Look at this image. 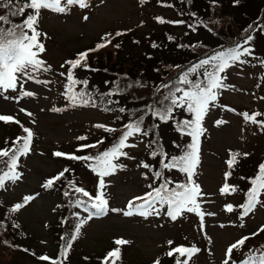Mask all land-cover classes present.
<instances>
[{
	"label": "rangeland",
	"instance_id": "1",
	"mask_svg": "<svg viewBox=\"0 0 264 264\" xmlns=\"http://www.w3.org/2000/svg\"><path fill=\"white\" fill-rule=\"evenodd\" d=\"M151 1L147 0L146 4L140 5L138 0H89L88 8L73 7L67 14L42 10L38 28L46 34L41 37L46 51L41 54V58L50 66L51 70L42 73L37 79H46L50 83L45 85L34 81L25 82L24 89L34 92L35 95L24 97L18 102L0 97V114L13 116L15 120L20 121L23 127H27L33 132L29 154L19 159L17 170L22 173V178L15 184L6 182L5 188L0 189V200L5 204H10L12 208L15 204L23 202L25 196L35 197L23 209L15 213L12 212V216L15 215L18 222L24 225L25 235L17 238L18 229L15 227L9 235L1 236L4 239L11 238L12 244H18L20 247H5L3 240L0 239V264H49L39 259L42 255L50 257V260L55 259L52 251L55 226L53 225L51 229H48L47 226L54 224L56 220L59 222L61 194L63 195V193L60 194L54 188L45 190L42 187L48 177H54L68 168L70 171L66 173L74 175L80 181L79 186L84 187L93 196L96 195L98 177L87 167L88 163H94V161L69 160L66 157H56L53 153L60 151L66 154L87 155L89 152L78 150L79 146L83 143H96L99 141L98 132L105 133L103 129H97L94 125L104 124L111 127L113 124L109 119L110 114H103L99 106H71L63 95L66 77L61 76L60 73L66 72L69 67L65 61L75 59L74 57L77 52L82 51L81 49L85 51L95 48L106 33H116L117 31L124 33L122 35L125 49L123 52H131L137 58L132 56L129 62L140 60L142 56L145 57L144 53L151 51L148 42L141 40V43L136 44L135 42L130 45V38L132 34L134 38L139 37L143 31L150 28V14L156 10ZM218 1L219 3L215 0V4H212V0H193L191 2L205 26L204 28L200 26L201 31L198 35H190L192 32L190 31L189 38L186 39L184 45L192 43L198 38L207 44H216L218 38L227 40L226 37L223 38V34L231 35V37H227L236 40L239 35L242 36L240 38L246 35L244 29H247L249 25H253L254 28L259 25V21L252 24L250 19H242V17L244 14L252 16L255 9L259 10L262 6L260 2L263 0H246L249 1L246 6L243 4L238 8L237 6L242 4V0L233 6L230 4L232 0H227L225 3H222L221 0ZM208 6L216 10L213 12ZM186 12L188 11L184 9V12H181V17L188 20ZM222 13L233 14L235 17L232 23L226 21L225 16H221ZM84 16H88L89 19L85 21ZM191 18L193 22L198 20L192 15ZM215 18H217V22L214 20ZM144 21L146 24L143 25ZM262 25L264 27V20ZM207 26L214 33L207 30ZM227 26L230 27L227 30L224 29ZM251 34L254 37L250 43L252 59H248V56L242 57L248 63L237 64L226 71L233 78V85L239 90L254 88L257 90V104L252 111L255 113L264 108V99H261L264 97V63H262L264 61V33L256 29ZM157 51L158 55L162 56L161 58L169 60V53L163 47ZM93 53L89 54V58ZM119 58L121 59L122 56ZM173 58L176 62L182 60L176 55ZM186 68L187 65L180 69ZM102 70L106 71V69ZM74 74L78 75L80 79L87 80L88 71L85 73L82 69H77ZM18 94V92L5 93L9 96ZM152 95L151 91L149 96ZM243 100L249 105L253 104L250 95L243 99L239 95L227 96V101L230 103H239L240 101L244 103ZM145 101V99H139L135 103V107L145 106ZM20 108H24L26 111L20 112ZM53 108L61 109V111L54 112ZM27 112H31L33 115L28 116ZM243 112L249 113L241 106L234 107L232 117L224 115L220 109H210L204 119L203 126L206 131L202 135V140L207 137L212 138L205 141L209 152H207L203 164V182L198 175L200 171L202 173V165L200 168L197 167L194 179L206 194L204 202L201 204L202 209L205 212L215 213V215L205 217L203 231L200 229L199 218L194 213H185L176 221H172L160 208L159 215L146 217L140 215L126 217L123 215V211H111V209L127 210L126 206L130 200L151 191L148 186L150 180L145 182L139 169L143 157L149 152L146 147L147 137L130 138L128 143H134L137 146L124 149V151L134 159L121 157L114 161L125 167L118 170L115 175L105 178L108 185L106 196L109 201V211L106 215L98 216L99 218L93 217L83 224L78 234V241L73 245L75 250L72 257L75 258L78 251L83 253L86 250H92L95 255H98L104 252L107 247L112 250L116 247L114 240L123 238L130 241L129 244L121 246L123 264H153L157 259L161 264H172V258L166 256L169 251L168 241L171 240L174 242L172 247L196 245L201 249V252L193 257L190 264H222L225 250L231 243L264 226V207L258 206L243 223L244 227H236L232 218L224 210V206L229 204L228 202L233 196L232 194L221 196L218 191L225 182L224 173L229 171L225 163L229 158V150L235 152L253 149L256 154L264 146V138L258 136L259 130L256 127L245 132L240 128L243 123V127L248 125L240 115ZM218 119L225 120L227 123L217 127L215 121ZM156 124L159 125L156 128L157 134H160L162 140L165 143L171 140L174 134L172 129L176 128L170 122L164 123L157 120ZM17 128L18 124L16 123L0 121V137L3 138L9 132H16ZM79 136H85L87 139L79 141L77 139ZM146 160H148V156H146ZM249 160H244L241 166L235 167L228 183H238L240 171L245 169V165H248L247 169H249ZM72 211L78 212L80 219L87 216L83 208L72 207L70 212ZM73 220L75 225L78 220L76 217ZM46 223L48 224L46 225ZM73 246L68 254L71 253ZM233 259L237 261L236 256H233ZM71 260L75 261L76 259ZM117 263L120 264L119 261ZM88 264L95 263L91 260Z\"/></svg>",
	"mask_w": 264,
	"mask_h": 264
},
{
	"label": "snow or ice",
	"instance_id": "2",
	"mask_svg": "<svg viewBox=\"0 0 264 264\" xmlns=\"http://www.w3.org/2000/svg\"><path fill=\"white\" fill-rule=\"evenodd\" d=\"M144 2L145 0H140L141 4ZM212 2L215 3V0H212ZM236 2L238 3L239 0H236ZM187 3L190 4L191 0H187ZM77 6L80 9H86L90 6L89 0H15V3L14 0H0V8L9 10V15H0V24H11L9 16L21 17L27 12L26 18L23 19L22 23L12 24L8 29L0 28V97L5 100H16L18 102L24 97H32L35 95L34 92L24 89L25 82L34 81L45 85L50 83L46 79H37L42 73H47L51 70L50 66L41 58V54L46 51L41 37L46 34L42 33L38 28L39 18L42 10H51L55 13L67 14L73 7ZM190 15L195 16V13H190ZM83 19L86 21L89 17L84 16ZM156 20L160 24L166 22L176 25L185 24L184 20L165 21L161 17H156ZM188 27L192 31L197 30V25H188ZM256 29L264 31V27L260 25L255 26V28L253 25H249L244 30L246 35L241 41L231 46L222 45L219 49L211 53H206L196 63L183 69L173 81L159 85L156 89L157 92L163 89L167 91L163 93L160 99L156 100L153 104L147 105L145 109H142L141 115L137 116L136 110H128L130 120L128 123L123 124L121 134L111 148L99 152L95 156L66 154L60 151L53 153L56 157H66L69 160L94 161V163H88L87 167L98 177L95 196L83 187L76 186V183L71 180L68 181L71 191L66 190L63 192L65 197H70L72 192H75L87 198L86 200L78 198L75 201H70L72 207L83 208L87 216L84 219H80L78 212L73 213L78 220L74 225V232L71 235L61 237L65 241L61 249V255L64 259H67L68 252L73 246V241L77 239L83 224L93 217L106 215L109 211V201L106 196V188L108 185L105 178L115 175L118 170L125 167L114 161L119 160L121 157L134 159V157H129L128 152L124 151V149L137 146L134 143H128L129 139L147 137L150 132L154 133V129L159 127L158 124H154L152 128L143 127L145 115L149 114L153 119H158L164 123L174 120V113L178 109L183 110L189 115V119L178 120L175 125L177 131L191 138L190 143L184 146L181 155L168 157L160 147L159 141L155 139L150 140L146 145L150 149V155L152 157H163L159 161L162 170L175 169L185 175L186 182L173 181L165 177L162 170L155 171L153 172V179L154 181H160L158 186L150 184L151 191L145 193L143 196H137L130 200L126 206L127 210L111 209V211H123V215L126 217L133 215L146 217L149 215H159V208L166 207V215L172 221H176L185 213H194L199 218L200 229L203 231L205 217L215 215V213L205 212L202 209L201 204L204 202L206 194L203 193L201 186L194 179L200 163V137L206 131L203 122L210 108L216 106L219 90L228 87V85L224 84L226 77L222 74L237 64L248 63L242 57L252 55L250 43L254 37L251 33ZM122 35L124 33L120 31H117L114 36L111 33H106L104 37H101L103 42L98 43L95 48L80 52L76 55L75 59L65 61V64L69 67L66 72H62L60 75L66 77L67 84L63 95L71 106H98L91 92L86 91L84 88L79 91L75 90L77 85H84L86 87L88 84L87 80H79L76 78L74 74L75 70L96 71L97 69L91 68L88 64L89 54L111 44L112 40L107 39V37L111 36L112 39H115V37ZM168 39L172 40L173 38L169 36ZM115 47L119 48L120 45L116 44ZM152 47L156 48L158 45L153 43ZM179 47H185V45H179ZM61 67H64V65H61ZM176 67L180 66L177 65ZM128 87H132V85L129 84ZM121 91L122 89L117 88L115 91L100 94V105L103 106V111L126 112L124 107H108V105L117 102L110 98L105 100V97H111ZM8 92H18L19 94L17 96L5 95ZM261 99H264V97H261ZM19 110L20 112L26 111L24 108H20ZM227 110L234 111V109ZM52 111H61V109L53 108ZM27 115L32 116L33 114L27 112ZM240 115L243 117L245 123L257 125L261 131H264V119H258V117L264 116V113L255 112L249 114L248 112H243ZM116 119L120 120L121 117L117 116ZM0 121L20 124V121L15 120L11 115L0 114ZM225 123H227L225 120L218 119L215 121L217 127ZM94 127L103 129L107 133H115L118 131V129L104 124H95ZM23 132L27 135L17 137L16 140L12 141L11 147L0 149V189L5 188L6 182L15 184L22 178V173L17 170L19 167V159L29 154L33 137V132L29 128L23 127ZM77 139L79 141H85L87 137L79 136ZM103 143V139L93 144L83 143L79 146L78 150L95 149ZM177 147L180 146L177 145ZM249 155V153L229 150V158L225 161L229 171L224 173L225 182L218 190L221 196L231 195L239 191L237 186L228 183V179L232 176L235 167L239 164V158H246ZM139 167L150 169L151 165L142 162ZM69 171L68 168H65L58 175L48 179L42 187L45 190L54 188L56 182L60 181L65 176V173ZM144 175L147 177V173ZM241 179H246L250 183V187L244 193L246 197L245 202L239 206H234L230 203L226 204L224 210L228 213H233L236 207H238L240 209L239 219L243 221L258 206L264 207V199H262V196H264V163L259 164L258 172L254 177H241ZM170 185L172 186L170 187ZM34 198L31 195L23 197V202L15 204L10 211L13 213L18 212ZM136 201H141V203L137 204ZM240 227H244V224L241 223ZM260 232H264V226H261L256 232L250 235H244L237 241L231 243L225 250L222 264H230V261L231 264H237V261L233 259L234 252H241L246 241L257 236ZM129 243L130 241L123 238L115 239L114 244L116 247L102 258L101 264H117L121 259V246ZM173 243L171 240L168 241L169 251H167L166 256L174 258V264H190L193 257L201 252V249L196 245L172 247ZM25 251L28 250L25 249ZM39 259L41 261H49L51 258L42 255ZM51 264H62V261L52 259ZM153 264H161V262L157 259ZM239 264H264V251H260L258 254L255 252L246 254L245 258L239 261Z\"/></svg>",
	"mask_w": 264,
	"mask_h": 264
},
{
	"label": "trees",
	"instance_id": "3",
	"mask_svg": "<svg viewBox=\"0 0 264 264\" xmlns=\"http://www.w3.org/2000/svg\"><path fill=\"white\" fill-rule=\"evenodd\" d=\"M193 1V0H191ZM209 1V0H208ZM227 0H221L222 3H225ZM251 1V0H249ZM246 0H242V4L238 5V7L242 6L243 4H247ZM219 3V1L217 0ZM15 3V0H14ZM237 3L236 0H232L230 4L233 6V4ZM215 4V3H212ZM262 6H260L259 10L255 9L254 13L252 16H249L247 14H244L242 19H250L252 24L255 22L259 21V25L263 27V20H264V0L263 2H260ZM213 10V12L216 10L215 8L208 6ZM192 11H194L192 9ZM0 15H9V10L5 8H0ZM27 12L25 13L24 16L21 17H11L9 16V19L11 21V24H0V28H5L8 29L12 26V24H18L22 23L23 19L26 18ZM197 16L198 13H196ZM221 16H225V20L232 23L234 20V15L233 14H227V13H222ZM224 18V17H223ZM199 21H202L198 17ZM217 22V18H215ZM224 20V19H223ZM230 26H227L224 29H228ZM221 29H223V26H221ZM245 30V29H244ZM264 33V31H263ZM244 35V34H243ZM227 36L231 35H225L223 34V38L226 37V39H229ZM242 37L239 35V37L236 38L239 39ZM232 39V38H231ZM228 40L225 41V44H234V40ZM220 39L218 38V41ZM136 42V41H135ZM119 44L120 47L116 48L115 45ZM137 44V43H136ZM181 45L179 42H177L176 39L171 41L169 44L165 45L164 50L169 53V60L166 61L165 58L158 59L152 55H146L145 57L142 56L141 59L136 60V61H131L129 62V59L135 58L133 53L126 52L124 53V44L120 40H115L111 44L107 45L105 48L100 49L99 51H96L92 54L90 59L91 63L95 64H102L103 69H106L104 71V77L105 81L109 83V88L104 89L101 91V93L109 92V91H115L117 88L122 89L121 92L118 94H115L111 97H105V100L107 99H113L118 95H121L124 91L127 93L131 94V103L132 106L126 109L125 113L120 114L119 116L121 117L120 120H117L115 117V121L117 123V127H119V130L115 133H112L111 136L108 134H104L101 139L104 140V143L101 145H98L97 148L92 149L94 152H90L88 155L95 156L101 149L109 147L113 142L116 141L118 138L117 136L119 135L120 131L122 130V126L125 123H128L130 120V114L128 110H136V115L139 116L142 114L141 110L145 109L147 105L153 104L156 100L160 99L167 90L163 89L160 92H157L156 89L158 88L159 85L164 84V83H169L170 81H173L182 71L180 67H183L184 63L191 62L194 58L200 57V53L203 52L208 45L205 44H199L194 48H187L185 47L184 51L185 54L183 53L182 48L179 47ZM183 45V44H182ZM142 52V51H141ZM177 56L182 58L181 61H175V58L173 56ZM119 56H122L120 59ZM137 59V58H135ZM114 60V61H113ZM103 62V63H102ZM182 62V63H180ZM179 65L180 67H176ZM172 66V68H171ZM167 75V76H166ZM139 82V83H137ZM131 84L132 87H128V85ZM153 88L152 92L153 95L149 96V93H146L147 90L145 88ZM147 95L145 98L142 96ZM96 99H99V92H96L95 94ZM145 99V106L139 108L135 107V103L139 99ZM152 98V99H151ZM150 102H148V100ZM159 106V105H158ZM134 118V117H133ZM155 119L151 117V115H145L144 118V124L143 127L145 128H152V126L155 124L154 123ZM116 127V129H117ZM155 129L154 133L150 132L149 135L151 136V140L155 139L157 140V137L155 136ZM12 146V141L7 138L3 141V143H0V149H4L7 147ZM71 176V174L64 176L62 179V182L64 183L62 185V190L60 191V194L63 193L64 191L68 190L71 191L70 186L68 185V181L71 180L76 183V186H79V181L74 180L73 178H68ZM62 200L64 201V204L61 206V211L59 214V222L57 220L54 222V224L48 225L47 228L51 229V227L54 225L55 228L53 230L54 232V238L53 242L54 244L52 245V251L54 255V260L57 261H62V264L65 263H71V264H88L91 262V260L94 261L95 264H101L102 258L109 252L111 249L107 247L104 252L101 254L95 255L92 250H86L85 252H77L75 258L72 257L73 252L75 250L74 246L70 254H68L67 259H64V257L61 255V249L65 243L64 240L61 239L62 236L66 235H71L74 232V220L73 218L75 217L73 213H76V211H72L71 214L69 215L70 208L72 209V206L70 204V201H73L78 198H83L86 200V197H83L81 194H77L75 192H72V195L70 197H64L61 194ZM14 204V203H13ZM12 204V205H13ZM11 207L10 204H3L0 205V239L3 240L4 246L9 247L12 246L14 248H19L20 246L18 244H12L11 238L6 237L5 239L1 237L2 235H9V233L12 231V229H15L17 227L18 233H17V238L20 236H24V225L19 223L15 215L12 216V212L10 211ZM48 224V223H47ZM46 224V225H47ZM15 225V226H14ZM78 241V236L75 242ZM30 248V246H29ZM78 248V247H77ZM34 250V248H32ZM43 252V250H41ZM260 251H264V232H260L257 236L250 238L249 240L246 241L245 246L243 247L242 251L240 252L242 256H245L246 254H251L253 252L259 253ZM87 258V259H86ZM71 259H76L75 261ZM174 260V258H172ZM123 252H121V259L119 260L120 264H123ZM51 261V260H49ZM49 264L51 262L44 261ZM173 262V261H172ZM118 264V263H117Z\"/></svg>",
	"mask_w": 264,
	"mask_h": 264
}]
</instances>
